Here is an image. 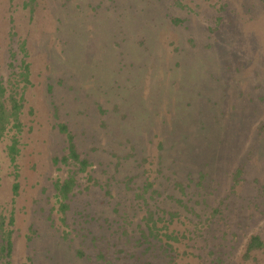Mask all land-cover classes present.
Masks as SVG:
<instances>
[{"label": "rangeland", "instance_id": "374dc122", "mask_svg": "<svg viewBox=\"0 0 264 264\" xmlns=\"http://www.w3.org/2000/svg\"><path fill=\"white\" fill-rule=\"evenodd\" d=\"M1 109L0 264H264V0H0Z\"/></svg>", "mask_w": 264, "mask_h": 264}, {"label": "trees", "instance_id": "16d2710c", "mask_svg": "<svg viewBox=\"0 0 264 264\" xmlns=\"http://www.w3.org/2000/svg\"><path fill=\"white\" fill-rule=\"evenodd\" d=\"M7 117L8 115L5 114L3 109L0 110V139L2 137V134L5 130V127L7 125ZM60 132L67 134V150H68V155L67 157H64L61 161L66 164L67 161L70 159L72 160L75 164L79 165L80 170H85L87 167V161H79L78 155L75 151V146L72 141L71 135L67 132L66 128L64 126L59 127ZM17 153V150L15 149V146L10 147V161L13 164L15 162V155ZM75 186V180L73 177H69L67 180H65L62 184H57L55 186L56 191L58 193V197L61 199L62 202L66 201L68 199V195L71 193ZM151 187V184L144 185L143 190L147 192L149 188ZM18 189L17 184H14L13 186V192L16 193V190ZM64 197H63V196ZM64 200V201H63ZM62 209L67 208L66 205L62 204L60 205ZM10 246V245H9ZM263 247V243L260 241L259 237L253 236L250 238L247 247H246V253L249 254L251 251L255 249H261Z\"/></svg>", "mask_w": 264, "mask_h": 264}, {"label": "crops", "instance_id": "0c3cea01", "mask_svg": "<svg viewBox=\"0 0 264 264\" xmlns=\"http://www.w3.org/2000/svg\"><path fill=\"white\" fill-rule=\"evenodd\" d=\"M54 6H55V7H54ZM58 6H59V5H56V4H55V5H53V4L51 5V7H54L55 9H58ZM55 9H54V10H55ZM54 10H53V11H54Z\"/></svg>", "mask_w": 264, "mask_h": 264}]
</instances>
